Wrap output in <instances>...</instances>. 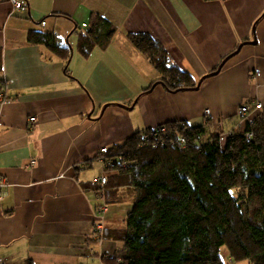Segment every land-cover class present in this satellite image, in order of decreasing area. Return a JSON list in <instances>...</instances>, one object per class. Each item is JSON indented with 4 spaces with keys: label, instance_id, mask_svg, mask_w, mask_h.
I'll return each instance as SVG.
<instances>
[{
    "label": "crops",
    "instance_id": "1",
    "mask_svg": "<svg viewBox=\"0 0 264 264\" xmlns=\"http://www.w3.org/2000/svg\"><path fill=\"white\" fill-rule=\"evenodd\" d=\"M92 15L116 32L83 58L78 40ZM31 31L69 44V62L29 44ZM140 32L199 88L143 93L159 75L126 38ZM0 65V263L106 264L122 249L114 233L134 194L82 188L104 175L100 148L169 123L204 127L221 142L243 129L242 104L264 109V0H30L22 13L0 0Z\"/></svg>",
    "mask_w": 264,
    "mask_h": 264
},
{
    "label": "trees",
    "instance_id": "2",
    "mask_svg": "<svg viewBox=\"0 0 264 264\" xmlns=\"http://www.w3.org/2000/svg\"><path fill=\"white\" fill-rule=\"evenodd\" d=\"M115 32L107 20L92 15L86 35L79 37V54L87 58L94 47L105 48ZM126 38L159 75L143 93L156 85L169 93L199 88L202 80L195 81L173 64L150 34L128 33ZM27 42L43 46L66 64L71 59L69 44L52 34L31 31ZM231 54L206 77L217 74ZM159 127L166 129L164 141L181 137L185 146L143 147L142 134L148 131L137 132L108 149L104 185H82L106 194L119 189L134 194L124 229L114 233L122 249L105 263L226 264L227 259L232 264H264V109L223 142L204 127Z\"/></svg>",
    "mask_w": 264,
    "mask_h": 264
},
{
    "label": "built area",
    "instance_id": "3",
    "mask_svg": "<svg viewBox=\"0 0 264 264\" xmlns=\"http://www.w3.org/2000/svg\"><path fill=\"white\" fill-rule=\"evenodd\" d=\"M30 0H9L10 4L12 5V8L16 12H25L27 9V3ZM44 25V23H42ZM3 85L0 83V103H5L6 99L3 94ZM262 109L261 104L259 103H244L242 104L237 112L236 116L240 121H246L248 120L249 116L252 113L258 112ZM208 114V111L206 112ZM30 122H34V118L29 119ZM166 134V129L164 127H156L148 132H145L142 134V146L143 147H151L153 149L170 144V145H180L181 147L185 146V140L183 138H178L176 141L175 140H169L168 137H165V141L162 139L161 136H164ZM247 138L251 137V134H246ZM99 160L103 165V168L108 165L109 160H108V149L107 148H100L98 152ZM100 183V185H104L106 182V178L104 176L100 177L96 183ZM5 186L4 181L0 180V201L2 200L4 196V191L3 188ZM106 211V207L102 206L96 211V217L98 220L102 219L104 213ZM97 229H101L100 224H96ZM4 264V263H0Z\"/></svg>",
    "mask_w": 264,
    "mask_h": 264
},
{
    "label": "rangeland",
    "instance_id": "4",
    "mask_svg": "<svg viewBox=\"0 0 264 264\" xmlns=\"http://www.w3.org/2000/svg\"><path fill=\"white\" fill-rule=\"evenodd\" d=\"M221 254H222V256H223V254H225V252H224L223 249H222V251H221ZM224 259H225V258H224ZM224 261H225L226 264H232V263L228 262L227 259H225ZM241 264H245V263H241Z\"/></svg>",
    "mask_w": 264,
    "mask_h": 264
}]
</instances>
